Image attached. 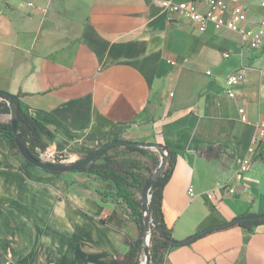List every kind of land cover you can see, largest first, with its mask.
Instances as JSON below:
<instances>
[{
    "label": "crops",
    "instance_id": "crops-1",
    "mask_svg": "<svg viewBox=\"0 0 264 264\" xmlns=\"http://www.w3.org/2000/svg\"><path fill=\"white\" fill-rule=\"evenodd\" d=\"M239 2L245 27L264 22V0ZM263 69L264 44L170 19L161 0H0V89L21 94L51 131L42 134L50 149L93 151L117 138L173 148L163 212L178 241L264 214ZM241 71L231 97L226 78ZM256 137L249 171L228 192ZM209 145L220 149L199 152ZM102 182L24 163L0 133V264H116L140 229ZM163 264H264V222L205 234Z\"/></svg>",
    "mask_w": 264,
    "mask_h": 264
},
{
    "label": "trees",
    "instance_id": "trees-1",
    "mask_svg": "<svg viewBox=\"0 0 264 264\" xmlns=\"http://www.w3.org/2000/svg\"><path fill=\"white\" fill-rule=\"evenodd\" d=\"M20 96L21 94L13 95L9 101H5L0 97V113L17 114V133H14L13 130V119L9 122L0 121V133L9 148L10 155H21L18 147V136L23 135L24 144L28 152L39 158L36 150L37 148H42L45 145L42 139V134L52 136V133L44 123L31 114L30 106L23 102ZM117 139L125 140L122 138ZM114 146L115 145H111L105 149L99 157L106 156L107 151ZM127 148L131 151H139L142 154H149L151 152V148L147 146H127ZM219 149L220 146L209 145L206 148L200 149L199 152H218ZM95 152L96 150L89 151L86 157L93 155ZM175 159V151L173 148L169 147L168 162L159 177L155 180L151 189L152 197L150 202V215L152 221L150 225L151 237L149 252L152 263L163 264L167 253L172 248L190 244L193 240L205 234L237 225L248 229L250 232H254L257 226L264 222V220L252 219L251 216H254L253 214L245 213L228 222L205 228L181 244L177 243L178 240L175 239L173 230L166 224L163 212V187L170 178L174 169ZM22 161L24 163H29L27 160ZM159 164L160 161L158 160L155 168L158 167ZM22 169L23 167L21 166V170ZM78 171L94 173L100 179L107 181L108 187L116 190L115 195L117 198H120L127 205L132 218L139 226L140 236L136 240H132L126 236L125 243L129 245L130 249L126 254L119 255L116 264H141L139 255L142 249V236L144 234L145 226L143 213L141 211L142 202L138 197V194L142 191L148 177L142 173V166L140 163L137 160L120 163L112 161L106 156V160L103 163H95L93 161L89 164L81 166ZM55 172L61 173L59 171ZM149 172L151 174L152 169H150ZM159 227L162 228L165 236L160 233Z\"/></svg>",
    "mask_w": 264,
    "mask_h": 264
},
{
    "label": "built area",
    "instance_id": "built-area-1",
    "mask_svg": "<svg viewBox=\"0 0 264 264\" xmlns=\"http://www.w3.org/2000/svg\"><path fill=\"white\" fill-rule=\"evenodd\" d=\"M161 4L167 11L170 19H173L175 16L187 18L196 23L201 31L206 30L209 23H212L218 30L227 28L239 31L242 33L243 37L248 40L249 46L252 48H259L264 44V22L260 23L257 28L245 27L244 23L248 19V10L239 0H161ZM201 4L205 6L204 9L201 8ZM30 5L34 4L30 3ZM262 5L264 6V2H262ZM224 56L228 57L229 53H224ZM208 73H211V71H208ZM243 78V71L232 73L227 76L226 83L229 96L233 97L235 95L233 87L241 82ZM240 112L242 114V120L246 121L244 109H240ZM260 143V137H256L254 145L249 148L248 154L238 158L237 171L224 185V188L228 192L235 191V181L242 178V176L249 171L253 156L256 152V147ZM40 158L48 162H57V155L54 152H41ZM189 194L195 196L192 187L189 188ZM208 196L212 197L213 194L208 193Z\"/></svg>",
    "mask_w": 264,
    "mask_h": 264
},
{
    "label": "water",
    "instance_id": "water-1",
    "mask_svg": "<svg viewBox=\"0 0 264 264\" xmlns=\"http://www.w3.org/2000/svg\"><path fill=\"white\" fill-rule=\"evenodd\" d=\"M0 97L1 99L5 100V101H9L12 97L13 94L4 91L2 89H0ZM12 124H13V130L14 133H17L16 128H17V114H12ZM19 141H18V147L19 150L21 152V154L23 155V157L30 162L31 164H34L36 166L42 167L44 169H48L51 171H59V172H63V171H76L78 170L81 166L89 164L91 162H93L95 159H97L103 152L105 149H107L108 147H110L111 145H116V144H122L125 146H147L150 148H154L156 150H158L161 154V160H160V164L158 166V168L152 173V175L148 178L147 182L145 183L142 192H141V211L143 213V218H144V234L142 236V248H144L145 250V255H146V264H150L151 259H150V252H149V241H150V237H151V229H150V225H151V215H150V202H151V189L152 186L155 182V180L159 177V175L161 174V172L164 170L167 162H168V147L162 145V144H158V143H152V142H137V141H122L120 139H114L111 140L107 143H105L104 145H102L99 149L96 150V152L89 156L86 157L80 161H77L73 164H64L59 162L57 159V162H48V161H44L41 158H38L36 156H34L33 154L29 153L28 150L25 147L24 144V136L23 135H19ZM252 219H259V220H264V214H258V215H254L251 216ZM159 231L160 233L165 236V233L163 232L162 228L159 227ZM191 237L185 239L188 240ZM185 240H181V241H177V243H183Z\"/></svg>",
    "mask_w": 264,
    "mask_h": 264
},
{
    "label": "rangeland",
    "instance_id": "rangeland-1",
    "mask_svg": "<svg viewBox=\"0 0 264 264\" xmlns=\"http://www.w3.org/2000/svg\"><path fill=\"white\" fill-rule=\"evenodd\" d=\"M1 120H6V121H11L12 120V114H5V113H0V121ZM125 140L122 141H134L132 139H127V138H122ZM36 152L39 155L41 152H54L57 155L58 161L64 164H73L77 161H80L84 158H86L87 153L89 151H85L84 149H79L73 146L69 145H60L56 149H50L49 145L47 142H45L44 147L42 148H37ZM106 156L110 158L112 161L116 162H131L133 160H137L140 165L142 166V173L147 176L148 178L152 175V173L158 168L155 166L157 165V161L161 160V154L158 150H151L149 154H142L139 151H131L127 148V146L122 145V144H116L114 147L110 148ZM106 156H101L97 159L94 160L95 163H103L106 160ZM19 158L22 160H26L23 155H19ZM152 169V173L150 174L149 170ZM64 172V171H63ZM88 174V177L91 180H98L99 182H102V188L109 189L108 187V182L105 180L100 179L96 174L91 173V172H86ZM111 190V189H109ZM142 192V191H141ZM141 192H139L138 196H141ZM150 245V241H149ZM139 259L141 264L146 262V255H145V250L144 248L141 249ZM150 264H154L150 262Z\"/></svg>",
    "mask_w": 264,
    "mask_h": 264
},
{
    "label": "bare ground",
    "instance_id": "bare-ground-1",
    "mask_svg": "<svg viewBox=\"0 0 264 264\" xmlns=\"http://www.w3.org/2000/svg\"><path fill=\"white\" fill-rule=\"evenodd\" d=\"M143 264H146V262H144Z\"/></svg>",
    "mask_w": 264,
    "mask_h": 264
}]
</instances>
